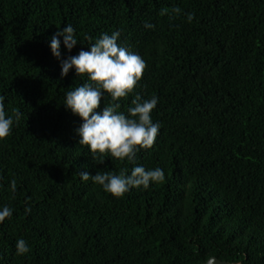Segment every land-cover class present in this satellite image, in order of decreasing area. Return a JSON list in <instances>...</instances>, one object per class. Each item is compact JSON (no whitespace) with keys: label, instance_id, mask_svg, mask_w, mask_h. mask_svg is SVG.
<instances>
[{"label":"trees","instance_id":"16d2710c","mask_svg":"<svg viewBox=\"0 0 264 264\" xmlns=\"http://www.w3.org/2000/svg\"><path fill=\"white\" fill-rule=\"evenodd\" d=\"M68 23L78 44L61 43V60L119 31L145 61L119 111L155 95L160 128L134 164L78 144L62 103L85 80L61 78L48 47ZM0 96L21 113L0 139V205L13 209L0 264H264V0H0ZM136 164L164 180L116 198L77 175ZM21 238L30 250L16 255Z\"/></svg>","mask_w":264,"mask_h":264},{"label":"clouds","instance_id":"9594fccd","mask_svg":"<svg viewBox=\"0 0 264 264\" xmlns=\"http://www.w3.org/2000/svg\"><path fill=\"white\" fill-rule=\"evenodd\" d=\"M187 18L191 22L193 15L189 13ZM144 26L152 27L147 23ZM119 37V31L101 33L89 44L87 50L81 49L76 55H68L61 60V43L66 52H71L78 44L75 29L68 23L52 34L48 47L51 55L59 60L61 78L71 69L76 77L85 80L80 86L67 91L62 103L66 110H70L81 120L80 126L75 130L79 138L78 144L85 147L93 158L98 155L108 156L134 164L137 153L150 148L158 134L160 124L153 122L151 115L158 98L153 95L141 100L137 95L127 113L119 111V102L132 93L145 68V61L141 56L119 44ZM105 96L110 97L109 104L97 111ZM4 99L0 96V139L11 134L14 123L21 116L19 112L6 116ZM77 175L82 182L91 180L116 198L132 189L146 190L151 184L162 182L165 178L161 168L145 169L139 164L130 170L122 169L119 174L111 171H96L95 174L80 171ZM10 187L14 193L15 181L10 182ZM12 215V208L6 204L0 205V223ZM29 250L24 239L16 240V255H24ZM206 264H216L215 258L208 259Z\"/></svg>","mask_w":264,"mask_h":264},{"label":"water","instance_id":"95a60500","mask_svg":"<svg viewBox=\"0 0 264 264\" xmlns=\"http://www.w3.org/2000/svg\"><path fill=\"white\" fill-rule=\"evenodd\" d=\"M210 258H215V262L216 264H240L239 262H230V261H225V260H220L217 257H210ZM209 258V259H210ZM207 261V260H206ZM206 261L203 262L202 264H206Z\"/></svg>","mask_w":264,"mask_h":264}]
</instances>
